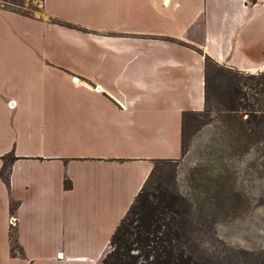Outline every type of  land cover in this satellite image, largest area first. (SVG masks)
I'll list each match as a JSON object with an SVG mask.
<instances>
[{
  "label": "crops",
  "instance_id": "1",
  "mask_svg": "<svg viewBox=\"0 0 264 264\" xmlns=\"http://www.w3.org/2000/svg\"><path fill=\"white\" fill-rule=\"evenodd\" d=\"M206 56L264 71V0L0 9V173L15 158L10 186L0 176V264H100L155 162L181 157Z\"/></svg>",
  "mask_w": 264,
  "mask_h": 264
},
{
  "label": "rangeland",
  "instance_id": "2",
  "mask_svg": "<svg viewBox=\"0 0 264 264\" xmlns=\"http://www.w3.org/2000/svg\"><path fill=\"white\" fill-rule=\"evenodd\" d=\"M15 2L22 8L3 0L0 8L32 16L41 12V0ZM211 89L209 111L186 119L184 153L178 160L155 163L153 180H162L188 201L185 231L193 254L213 264H229V257L242 253V260L264 264V141L250 154L228 148L226 132L232 131L228 125L233 121L224 123L223 88Z\"/></svg>",
  "mask_w": 264,
  "mask_h": 264
},
{
  "label": "trees",
  "instance_id": "3",
  "mask_svg": "<svg viewBox=\"0 0 264 264\" xmlns=\"http://www.w3.org/2000/svg\"><path fill=\"white\" fill-rule=\"evenodd\" d=\"M3 1L22 8V5L15 2L20 0ZM0 9L32 17L18 9ZM212 69L214 75L211 74ZM243 73L226 68L208 56L205 57V107L201 112L183 114L182 154L185 149L186 119L209 111L211 88L215 87L218 91L222 88L224 90V123L233 121V125H228L232 131L226 132L230 139L228 148L234 153L243 154L259 150L256 147L264 141V72L245 77ZM244 116H247L246 119ZM14 160L15 158H11L7 161L0 173L7 186H10V169ZM160 162L166 163L169 160H159L155 163ZM153 176L154 170L116 228L100 264H213L211 260L193 254L188 248L185 231L189 224L188 201L172 191L162 180L154 181ZM64 185L66 189L71 188L68 180H65ZM17 207L16 203L11 205L12 213ZM19 250L18 246L14 247L12 254L15 255ZM242 256V253H238L229 257V264H261L259 259L247 262L242 260Z\"/></svg>",
  "mask_w": 264,
  "mask_h": 264
},
{
  "label": "built area",
  "instance_id": "4",
  "mask_svg": "<svg viewBox=\"0 0 264 264\" xmlns=\"http://www.w3.org/2000/svg\"><path fill=\"white\" fill-rule=\"evenodd\" d=\"M254 1L258 2V1H260V0H254ZM8 105H9L10 108H14V106H15V104H14L13 102H9ZM10 224H11L12 226H14V225L16 224V218H15L14 216H12V217L10 218ZM58 258H59V259H62V258H63V254H62V253L58 254Z\"/></svg>",
  "mask_w": 264,
  "mask_h": 264
}]
</instances>
